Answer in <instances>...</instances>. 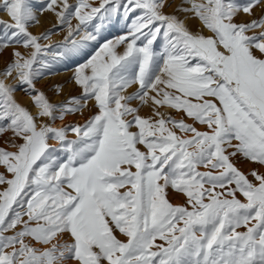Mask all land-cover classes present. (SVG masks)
Segmentation results:
<instances>
[{
    "label": "snow or ice",
    "instance_id": "6c2138e0",
    "mask_svg": "<svg viewBox=\"0 0 264 264\" xmlns=\"http://www.w3.org/2000/svg\"><path fill=\"white\" fill-rule=\"evenodd\" d=\"M0 12V136L14 149L0 148V264H264V0ZM45 14L55 23L33 34ZM63 61L75 67L55 94H78L53 103L37 83Z\"/></svg>",
    "mask_w": 264,
    "mask_h": 264
},
{
    "label": "rangeland",
    "instance_id": "374dc122",
    "mask_svg": "<svg viewBox=\"0 0 264 264\" xmlns=\"http://www.w3.org/2000/svg\"><path fill=\"white\" fill-rule=\"evenodd\" d=\"M33 2H35V0H33ZM173 6H175L176 4L180 3V0H172ZM173 9H168L169 12H171ZM258 12V17L261 14V10L257 9ZM256 10V11H257ZM0 19L2 20H7V16L5 14H3L2 12H0ZM41 22L39 25H36L32 28H30L29 30L33 33V34H40L41 32H44L47 29H51L53 23H55L54 17L49 15V14H45L44 16H42L40 18ZM73 23H75V21H73ZM65 31H59L54 35H51L49 37V39L47 41H44V44H52V45H59L62 41H63V37L65 35ZM120 34V29L119 28H112L109 35V38H112V36L114 35H119ZM89 51H92L91 49ZM9 59V56L7 53L4 54V56L2 58H0V70H2L5 66V61ZM75 65L69 63L68 61H63L60 62L58 64H56L55 69L52 73H49L46 75V77L44 79H41L38 83H37V88H39L41 91L45 92V94L48 96L49 100L53 103H61L63 101H66L70 96L73 95H77L78 93L76 92V90L72 89L71 87H67L65 88L64 92L62 95L57 96L55 94V86L58 84H63L64 81L67 80V78L71 75V70L72 68H74ZM17 100L18 102H20L21 104L25 105V106H30L31 105V101L30 98L26 95H24L23 92H18L17 93ZM163 113V112H161ZM33 114H35V112H33ZM151 113H149V111L146 110V108H144L141 112L140 115L142 116H149ZM164 114V113H163ZM81 114H76L75 116H68L65 119V122L67 123H83L84 120L87 118V116H90L91 113L85 111L81 116ZM165 117L167 116H171L173 118L179 119L180 115L178 113H176L174 110L170 111H166L165 112ZM79 118V119H78ZM81 118V119H80ZM186 122H191V121H187ZM59 126L60 122H57ZM10 134H5L3 136H0V148H5L6 150L9 151H14V149L9 148L6 143L5 140L8 138ZM242 170H249L250 168L255 167L252 164H241ZM0 171H2V169H0ZM169 199L171 200V202H173L175 204V202L182 203L183 202V196L182 194H177V193H172L171 190H169ZM182 200V201H181Z\"/></svg>",
    "mask_w": 264,
    "mask_h": 264
},
{
    "label": "bare ground",
    "instance_id": "6f19581e",
    "mask_svg": "<svg viewBox=\"0 0 264 264\" xmlns=\"http://www.w3.org/2000/svg\"><path fill=\"white\" fill-rule=\"evenodd\" d=\"M258 12H259V11L257 10V11H256V16L258 15ZM257 17H258V16H257ZM188 26H189L190 28L195 29L196 27H198V24H197V22H196L195 20H191V21H188ZM29 108L31 109L32 112H35V111H36L35 108H32V107H31V105L29 106ZM146 110L149 111V113H151V112H150V109L146 108ZM160 111L163 112V113L165 114V112H166V111H170V109H168V108H161ZM150 115H151V114H150ZM150 115H149V116H150ZM80 116H81V115H80ZM87 117H88V116H87ZM78 119H79V118H78ZM80 119H81V118H80ZM57 125H58V124H57ZM238 166L241 167V165H238ZM241 168H242V167H241ZM244 171L247 172V170H244ZM181 201H182V200H181ZM175 203H179V201H178V202H175Z\"/></svg>",
    "mask_w": 264,
    "mask_h": 264
}]
</instances>
